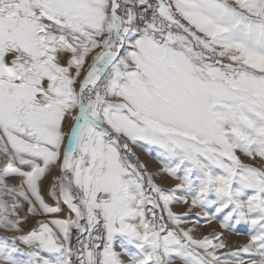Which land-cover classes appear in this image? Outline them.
I'll return each instance as SVG.
<instances>
[{"label":"snow or ice","instance_id":"snow-or-ice-1","mask_svg":"<svg viewBox=\"0 0 264 264\" xmlns=\"http://www.w3.org/2000/svg\"><path fill=\"white\" fill-rule=\"evenodd\" d=\"M0 230V264H264V0H0Z\"/></svg>","mask_w":264,"mask_h":264},{"label":"rangeland","instance_id":"rangeland-1","mask_svg":"<svg viewBox=\"0 0 264 264\" xmlns=\"http://www.w3.org/2000/svg\"><path fill=\"white\" fill-rule=\"evenodd\" d=\"M133 150L140 156V158L144 162H146L149 165L150 171L155 170L156 168L160 166L159 162L155 158V153H153L152 155H149L147 151L139 147H134ZM163 183L167 184L168 182L164 181ZM174 210L185 211L186 209H185V206L183 205H175ZM195 211H199V210L197 209ZM41 219H46V217L39 216L35 218H30L29 223L25 225L26 230L35 226L37 221ZM188 226H191V223H189ZM212 231H224V238L225 239L227 238L226 241L229 245V249H228L229 251L235 248L241 247L242 245L247 243V241L250 239V234H251L250 226L248 225H237L235 230H223L220 228L219 223L217 221H213L210 225L204 224L203 222H201L195 234L197 236H202ZM7 235H11V233H7ZM242 258L245 260L248 259V257L246 256ZM229 259H231V257H229Z\"/></svg>","mask_w":264,"mask_h":264},{"label":"bare ground","instance_id":"bare-ground-1","mask_svg":"<svg viewBox=\"0 0 264 264\" xmlns=\"http://www.w3.org/2000/svg\"><path fill=\"white\" fill-rule=\"evenodd\" d=\"M152 164V163H151ZM227 239V238H226ZM244 239V238H243ZM247 239V238H246Z\"/></svg>","mask_w":264,"mask_h":264}]
</instances>
